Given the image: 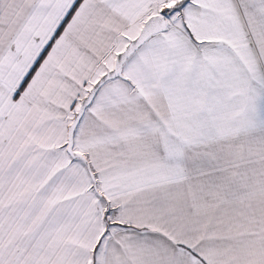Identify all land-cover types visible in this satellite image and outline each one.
I'll list each match as a JSON object with an SVG mask.
<instances>
[{
  "label": "snow or ice",
  "instance_id": "6c2138e0",
  "mask_svg": "<svg viewBox=\"0 0 264 264\" xmlns=\"http://www.w3.org/2000/svg\"><path fill=\"white\" fill-rule=\"evenodd\" d=\"M0 264H264V0H0Z\"/></svg>",
  "mask_w": 264,
  "mask_h": 264
}]
</instances>
